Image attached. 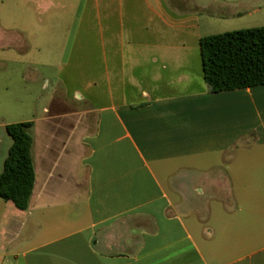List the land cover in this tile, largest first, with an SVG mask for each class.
I'll return each instance as SVG.
<instances>
[{
  "label": "crops",
  "instance_id": "crops-1",
  "mask_svg": "<svg viewBox=\"0 0 264 264\" xmlns=\"http://www.w3.org/2000/svg\"><path fill=\"white\" fill-rule=\"evenodd\" d=\"M97 7L108 75L84 109L33 122L35 184L27 209L0 198V264H264V85L212 92L200 49L214 27L264 26V0Z\"/></svg>",
  "mask_w": 264,
  "mask_h": 264
},
{
  "label": "rangeland",
  "instance_id": "rangeland-1",
  "mask_svg": "<svg viewBox=\"0 0 264 264\" xmlns=\"http://www.w3.org/2000/svg\"><path fill=\"white\" fill-rule=\"evenodd\" d=\"M97 6L98 0H0V145L12 141L8 124L40 123L45 107H87L86 89L107 77L110 56L93 46ZM100 89L107 91L109 81Z\"/></svg>",
  "mask_w": 264,
  "mask_h": 264
},
{
  "label": "trees",
  "instance_id": "trees-1",
  "mask_svg": "<svg viewBox=\"0 0 264 264\" xmlns=\"http://www.w3.org/2000/svg\"><path fill=\"white\" fill-rule=\"evenodd\" d=\"M204 78L212 92L264 85V26L200 39ZM33 121L6 126L13 143L0 172V198L27 209L35 184Z\"/></svg>",
  "mask_w": 264,
  "mask_h": 264
}]
</instances>
